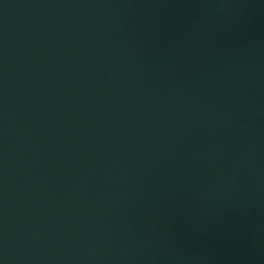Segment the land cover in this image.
Masks as SVG:
<instances>
[{
  "label": "water",
  "instance_id": "1",
  "mask_svg": "<svg viewBox=\"0 0 264 264\" xmlns=\"http://www.w3.org/2000/svg\"><path fill=\"white\" fill-rule=\"evenodd\" d=\"M0 264H264V0H0Z\"/></svg>",
  "mask_w": 264,
  "mask_h": 264
}]
</instances>
